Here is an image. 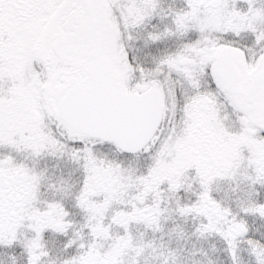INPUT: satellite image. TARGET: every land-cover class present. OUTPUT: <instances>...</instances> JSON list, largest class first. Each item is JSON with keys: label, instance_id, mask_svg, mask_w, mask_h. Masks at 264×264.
Wrapping results in <instances>:
<instances>
[{"label": "snow or ice", "instance_id": "6c2138e0", "mask_svg": "<svg viewBox=\"0 0 264 264\" xmlns=\"http://www.w3.org/2000/svg\"><path fill=\"white\" fill-rule=\"evenodd\" d=\"M220 253L264 264V0H0V264Z\"/></svg>", "mask_w": 264, "mask_h": 264}, {"label": "trees", "instance_id": "16d2710c", "mask_svg": "<svg viewBox=\"0 0 264 264\" xmlns=\"http://www.w3.org/2000/svg\"><path fill=\"white\" fill-rule=\"evenodd\" d=\"M176 4H179L180 0H175ZM259 223V222H257ZM214 243L216 244V246L218 248H222L223 245L219 242V241H214ZM206 248L209 247L208 244L205 245ZM213 255V259H217L219 261V264H226L227 258L222 254H212Z\"/></svg>", "mask_w": 264, "mask_h": 264}]
</instances>
